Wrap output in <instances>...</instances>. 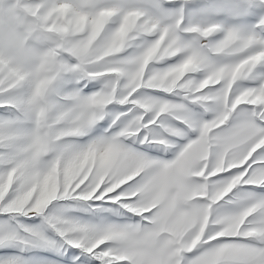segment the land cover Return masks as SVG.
I'll use <instances>...</instances> for the list:
<instances>
[{
  "label": "snow or ice",
  "instance_id": "obj_1",
  "mask_svg": "<svg viewBox=\"0 0 264 264\" xmlns=\"http://www.w3.org/2000/svg\"><path fill=\"white\" fill-rule=\"evenodd\" d=\"M0 264H264V0H0Z\"/></svg>",
  "mask_w": 264,
  "mask_h": 264
}]
</instances>
